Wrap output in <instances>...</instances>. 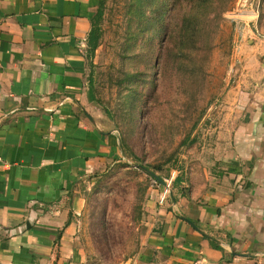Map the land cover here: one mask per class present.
<instances>
[{"label":"crops","instance_id":"crops-1","mask_svg":"<svg viewBox=\"0 0 264 264\" xmlns=\"http://www.w3.org/2000/svg\"><path fill=\"white\" fill-rule=\"evenodd\" d=\"M98 8L99 0H0V264H79L83 183L123 158L94 89L99 46L87 52ZM257 52L235 58L220 120L210 125L215 137L186 156L122 264H264Z\"/></svg>","mask_w":264,"mask_h":264},{"label":"rangeland","instance_id":"rangeland-1","mask_svg":"<svg viewBox=\"0 0 264 264\" xmlns=\"http://www.w3.org/2000/svg\"><path fill=\"white\" fill-rule=\"evenodd\" d=\"M100 1L94 89L114 118L123 158L83 183L78 261L122 264L140 247L161 190L139 165L175 178L187 155L211 143L235 58L258 50L264 60V0H208L203 11H211L195 37L181 27L197 0ZM251 36L256 49L248 47Z\"/></svg>","mask_w":264,"mask_h":264},{"label":"trees","instance_id":"trees-1","mask_svg":"<svg viewBox=\"0 0 264 264\" xmlns=\"http://www.w3.org/2000/svg\"><path fill=\"white\" fill-rule=\"evenodd\" d=\"M205 2L207 3L208 0H197L190 3L189 13L191 14L192 18L191 17L187 18L189 22L187 24H184L183 26L182 24H179V28L182 26L181 32L186 29L187 32L188 31L191 32V34L194 37L198 35V31L200 30L199 23L202 22V20L206 19L207 14L211 11V9H207V8H205V10L203 11L206 5ZM101 16H102V2L99 0L98 12L96 14L94 21L92 22V26L87 37V45H88L87 52L89 56L93 55L94 50L98 46V42L100 39V27L98 25V22L101 19ZM194 41H196V38Z\"/></svg>","mask_w":264,"mask_h":264},{"label":"built area","instance_id":"built-area-1","mask_svg":"<svg viewBox=\"0 0 264 264\" xmlns=\"http://www.w3.org/2000/svg\"><path fill=\"white\" fill-rule=\"evenodd\" d=\"M242 1L244 0H241L240 4L244 5L245 2H242ZM251 12L254 14L252 10ZM239 13H243V11L238 12L237 14L234 13L233 15H239ZM173 180H174V177L172 175H170L168 179L165 178L162 181H159L157 178L154 179V182H159L161 185V190L157 198V203L162 204L163 202L167 200L168 196L171 194V184Z\"/></svg>","mask_w":264,"mask_h":264},{"label":"water","instance_id":"water-1","mask_svg":"<svg viewBox=\"0 0 264 264\" xmlns=\"http://www.w3.org/2000/svg\"><path fill=\"white\" fill-rule=\"evenodd\" d=\"M139 167H142L144 170H146L151 176H153L154 178H157L158 180L162 181L161 178H159L158 176H156L153 172H151L150 170H148L147 168L143 167V166H140Z\"/></svg>","mask_w":264,"mask_h":264}]
</instances>
